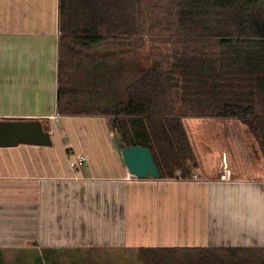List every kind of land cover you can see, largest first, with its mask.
Masks as SVG:
<instances>
[{"label":"crops","instance_id":"1","mask_svg":"<svg viewBox=\"0 0 264 264\" xmlns=\"http://www.w3.org/2000/svg\"><path fill=\"white\" fill-rule=\"evenodd\" d=\"M59 36V0H0V119L39 118L50 133L61 126L71 134L65 158L53 142L0 146V247H264V158L255 138L243 137L247 126L235 118L185 117L195 176L136 178L120 161L106 115L58 114ZM229 85L220 82L227 91ZM240 87L241 80L231 81L234 94ZM252 92L263 98L260 87ZM201 122L205 144L195 128ZM80 154L87 163L73 169Z\"/></svg>","mask_w":264,"mask_h":264},{"label":"trees","instance_id":"2","mask_svg":"<svg viewBox=\"0 0 264 264\" xmlns=\"http://www.w3.org/2000/svg\"><path fill=\"white\" fill-rule=\"evenodd\" d=\"M172 2L158 22L149 10L160 4L146 0H59L58 114L106 115L121 148L150 149L161 179H190L199 167L188 116L239 119L264 158V0ZM145 13L156 20L149 32ZM53 251L0 247V264H55ZM136 252L139 264H264V247Z\"/></svg>","mask_w":264,"mask_h":264},{"label":"water","instance_id":"3","mask_svg":"<svg viewBox=\"0 0 264 264\" xmlns=\"http://www.w3.org/2000/svg\"><path fill=\"white\" fill-rule=\"evenodd\" d=\"M112 141L120 161L128 172L137 178H159V169L148 147L132 145L120 147L117 137L112 132ZM51 133L44 129L40 119H0V146H15L20 143L51 145Z\"/></svg>","mask_w":264,"mask_h":264},{"label":"rangeland","instance_id":"4","mask_svg":"<svg viewBox=\"0 0 264 264\" xmlns=\"http://www.w3.org/2000/svg\"><path fill=\"white\" fill-rule=\"evenodd\" d=\"M146 2L149 5L157 4V3L160 4L161 8L154 7L153 9L151 8L149 10L151 13L154 14L158 22H162L164 20V16L168 15V13L170 12L171 4H173L172 0H146ZM175 6L173 7V11L176 10ZM145 15L146 16L144 17V23L146 25V29L150 31L151 24L156 20L153 16H149L147 13H145ZM162 24L160 23V27L162 26ZM157 29L158 28H155V30ZM42 120L44 121L46 119L44 118ZM46 125L48 126L49 124L47 123ZM55 127L56 128L52 127V132H51L52 137H53L52 146L53 148H56L57 151L65 158L68 156V154H67L66 147L64 146V144L66 141L71 139V136H68L67 134L69 135L71 134L62 132L60 129L61 126L60 127L55 126ZM185 127L186 129H189V131H191L190 126H188L187 128V126L185 125ZM195 128L197 129L200 141L202 142V144H205L207 141L205 123L201 122L200 124H197ZM191 136L193 137L192 131H191ZM194 136H197L196 133H194ZM243 137L246 140H250V139L252 140L253 138L251 133L247 131H245V133L243 134ZM199 138L195 137V140L199 141ZM75 150L77 151L76 148L74 149V151ZM228 166H229V162H228ZM31 247L32 245L28 247H23V248H31ZM2 248L9 249L10 251L18 250V248L15 246L2 247ZM54 252H56L55 255L57 256L56 259L53 258V260H55V264H139V261L136 258L137 257L136 248L132 250H128V251H123V252L122 251L97 252V251H92V250H81V252H76V253H73L69 250H63L60 248Z\"/></svg>","mask_w":264,"mask_h":264},{"label":"built area","instance_id":"5","mask_svg":"<svg viewBox=\"0 0 264 264\" xmlns=\"http://www.w3.org/2000/svg\"><path fill=\"white\" fill-rule=\"evenodd\" d=\"M87 163V158L84 154H80L78 155L76 158L71 159L70 161V166L73 169H76L80 166H83L84 164ZM220 170L223 171L222 176L226 177L228 176L229 173V168H228V159H227V155L225 153L222 154L221 157V162H220ZM194 175V174H193ZM195 176V175H194ZM136 177V176H134ZM137 178V177H136Z\"/></svg>","mask_w":264,"mask_h":264}]
</instances>
